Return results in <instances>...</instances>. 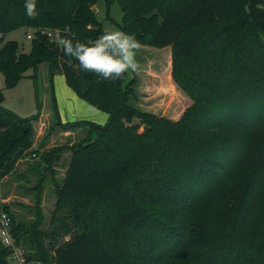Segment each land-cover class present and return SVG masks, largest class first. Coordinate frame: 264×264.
Listing matches in <instances>:
<instances>
[{
	"label": "trees",
	"instance_id": "1",
	"mask_svg": "<svg viewBox=\"0 0 264 264\" xmlns=\"http://www.w3.org/2000/svg\"><path fill=\"white\" fill-rule=\"evenodd\" d=\"M98 1L36 0L38 14L29 18L25 0H0L6 87L30 70L37 86L38 68L48 64L51 77L62 75L79 99L108 115L104 126L62 124L51 84L58 127L90 126L91 137L74 149L56 191L55 213L67 219L44 235L7 212L16 243L31 234L36 255L28 260L39 264H264V0H116L121 31L142 46L171 49V64L169 55L168 67L159 59L147 88L186 93L192 104L176 122L130 105L134 80L125 84L126 74L106 81L63 53L60 39L104 33L93 12ZM113 1L104 0L107 9ZM22 28L34 36L28 55L15 42L1 44ZM2 101L0 89V180L31 148L43 109L37 100V114L22 119ZM8 256L0 244V264H10Z\"/></svg>",
	"mask_w": 264,
	"mask_h": 264
},
{
	"label": "rangeland",
	"instance_id": "2",
	"mask_svg": "<svg viewBox=\"0 0 264 264\" xmlns=\"http://www.w3.org/2000/svg\"><path fill=\"white\" fill-rule=\"evenodd\" d=\"M229 1L234 4L236 2V0ZM238 1L240 2V0ZM95 9V17L102 29L122 30L123 14L116 0L109 5L108 9L104 0H99ZM27 33L28 29L24 28L10 32L4 36L1 44L15 42L20 52L28 55L31 52L32 43L26 39ZM169 51L170 47L158 49L140 45L136 59L142 70L139 73L131 71L126 73L125 84L134 80L131 88L134 95L130 98L129 103L135 109L176 122L192 104L186 93L175 83L176 89L164 94L147 88L154 83L151 74L161 72L162 67L159 59L161 61L166 57L167 66ZM169 63L171 64V56ZM27 73L25 78H22L12 88L6 87L4 76L0 73V89L3 90L2 106L4 109L19 118L26 119L37 114V100H40L43 105L40 120L32 124L35 135L31 148L16 164L14 171L0 180V208L5 209L13 216L17 223L27 226L34 225L33 229L43 232L44 235H50L58 219H67L65 211L62 216L55 213L58 202L56 191L62 184L74 149L83 140L91 137L89 136L91 127L84 125L79 129L67 132L60 129L52 107V98L53 96L55 98L56 94H54L55 87L53 88L54 81L49 75V65L41 64L39 66L37 86L29 78L34 74V71L30 70ZM57 79L58 77L56 78V92L58 93L59 82ZM48 112L49 116H47ZM134 123L139 122L135 120ZM142 131L143 127L141 126L140 132ZM47 155H50L48 163L43 159ZM71 235L58 237L57 244L68 241ZM20 239H22L20 246L27 256L34 257L36 252L31 234H21ZM49 263H51L50 260Z\"/></svg>",
	"mask_w": 264,
	"mask_h": 264
},
{
	"label": "clouds",
	"instance_id": "3",
	"mask_svg": "<svg viewBox=\"0 0 264 264\" xmlns=\"http://www.w3.org/2000/svg\"><path fill=\"white\" fill-rule=\"evenodd\" d=\"M24 8L29 18L38 14L36 0H25ZM59 46L82 71L94 73L106 81H118L129 71L139 73L142 70L136 59L140 48L136 36L119 29L106 28L102 35L85 42L60 39Z\"/></svg>",
	"mask_w": 264,
	"mask_h": 264
},
{
	"label": "crops",
	"instance_id": "4",
	"mask_svg": "<svg viewBox=\"0 0 264 264\" xmlns=\"http://www.w3.org/2000/svg\"><path fill=\"white\" fill-rule=\"evenodd\" d=\"M171 56V49L167 53ZM58 77L59 88L56 92V78ZM54 94L56 99L58 117L62 124L89 122L99 126H104L108 121V115L101 112L85 101L79 99L76 94L67 86L62 75L52 76ZM50 113L48 112L47 116Z\"/></svg>",
	"mask_w": 264,
	"mask_h": 264
},
{
	"label": "built area",
	"instance_id": "5",
	"mask_svg": "<svg viewBox=\"0 0 264 264\" xmlns=\"http://www.w3.org/2000/svg\"><path fill=\"white\" fill-rule=\"evenodd\" d=\"M46 37L51 41H58L59 32L46 31ZM33 32L28 29L26 39L31 41L33 38ZM13 228L11 224V218L5 209L0 208V244L9 250V256L7 260L10 264L15 262L16 264H39L35 261H29L26 252L23 248L16 243V239L13 234Z\"/></svg>",
	"mask_w": 264,
	"mask_h": 264
},
{
	"label": "water",
	"instance_id": "6",
	"mask_svg": "<svg viewBox=\"0 0 264 264\" xmlns=\"http://www.w3.org/2000/svg\"><path fill=\"white\" fill-rule=\"evenodd\" d=\"M93 12L95 13L96 12V9H94Z\"/></svg>",
	"mask_w": 264,
	"mask_h": 264
}]
</instances>
